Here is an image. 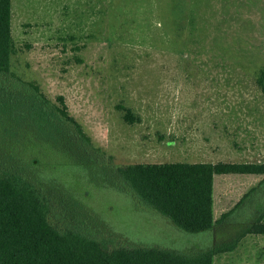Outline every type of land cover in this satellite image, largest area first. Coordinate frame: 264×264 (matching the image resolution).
I'll use <instances>...</instances> for the list:
<instances>
[{
  "label": "rangeland",
  "instance_id": "1",
  "mask_svg": "<svg viewBox=\"0 0 264 264\" xmlns=\"http://www.w3.org/2000/svg\"><path fill=\"white\" fill-rule=\"evenodd\" d=\"M10 25L7 81L37 86L52 105L61 95L84 134L89 155L77 162L56 151L44 157L57 189L90 213L74 204L63 211L117 245L210 247L211 230H182L101 183L117 165L175 159L176 135L188 129L211 137L214 126L223 161H264V0H11ZM255 204L264 209V181L233 215Z\"/></svg>",
  "mask_w": 264,
  "mask_h": 264
},
{
  "label": "trees",
  "instance_id": "2",
  "mask_svg": "<svg viewBox=\"0 0 264 264\" xmlns=\"http://www.w3.org/2000/svg\"><path fill=\"white\" fill-rule=\"evenodd\" d=\"M10 24L11 0H0V264H212L218 248L117 245L63 211L74 204L85 217L90 213L71 190L57 189L44 157L56 151L77 162L89 155L84 134L61 95L60 106L52 105L37 86L7 81L16 51ZM257 83L264 92V68ZM230 172L263 174L264 181V162H134L113 167L101 184L132 194L182 230L199 232L214 224L213 175ZM247 229L264 232V220Z\"/></svg>",
  "mask_w": 264,
  "mask_h": 264
},
{
  "label": "crops",
  "instance_id": "3",
  "mask_svg": "<svg viewBox=\"0 0 264 264\" xmlns=\"http://www.w3.org/2000/svg\"><path fill=\"white\" fill-rule=\"evenodd\" d=\"M186 136L176 135L174 140L175 159L168 161L184 162H216L219 159L215 146V128L208 129L206 135L195 137L193 130L188 129ZM195 142H199L196 148ZM201 143V144H200ZM239 150V148H237ZM235 162H264L255 159H243ZM162 162V161H159ZM231 162H233L231 160ZM235 173V172H230ZM230 173H215L212 181V217L211 230L213 240L211 247L219 251L212 256V264H264V232L251 231L247 227L258 217L264 220L255 206L243 216L233 215L244 198L255 189V183H261L263 174L239 173L253 175V177L241 175H225ZM217 176L216 175H221ZM222 180L221 186L216 192V179ZM249 186V187H248ZM249 192V193H248Z\"/></svg>",
  "mask_w": 264,
  "mask_h": 264
}]
</instances>
